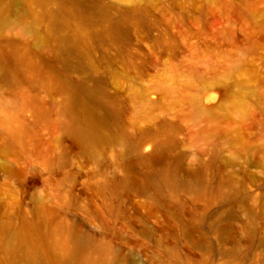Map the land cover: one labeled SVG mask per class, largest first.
Returning <instances> with one entry per match:
<instances>
[{
  "label": "rangeland",
  "instance_id": "374dc122",
  "mask_svg": "<svg viewBox=\"0 0 264 264\" xmlns=\"http://www.w3.org/2000/svg\"><path fill=\"white\" fill-rule=\"evenodd\" d=\"M0 264H264V0H0Z\"/></svg>",
  "mask_w": 264,
  "mask_h": 264
}]
</instances>
